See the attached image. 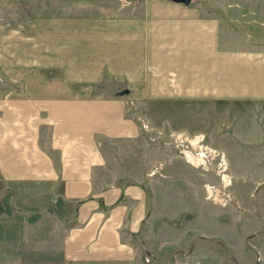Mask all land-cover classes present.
Listing matches in <instances>:
<instances>
[{"label": "rangeland", "instance_id": "374dc122", "mask_svg": "<svg viewBox=\"0 0 264 264\" xmlns=\"http://www.w3.org/2000/svg\"><path fill=\"white\" fill-rule=\"evenodd\" d=\"M197 1L206 12L218 9L211 0ZM247 1L244 11L218 17L237 30V45L246 37L264 46V0ZM138 2L0 0V99L19 92L18 78L69 77L67 65H38V51L57 36L66 41L65 31L99 29L94 25L120 13L137 18ZM101 68L98 79L75 88L118 100L125 121L136 125L133 138H101L108 182L143 191L140 202L126 204L141 210L125 232L136 259L65 260L61 241L74 223V205L27 194L30 203L13 198L0 216V264H264V100H150L131 78L117 79L108 65ZM124 89L128 94L120 96Z\"/></svg>", "mask_w": 264, "mask_h": 264}, {"label": "crops", "instance_id": "0c3cea01", "mask_svg": "<svg viewBox=\"0 0 264 264\" xmlns=\"http://www.w3.org/2000/svg\"><path fill=\"white\" fill-rule=\"evenodd\" d=\"M211 2L218 7L215 14L204 11L201 1L139 0L137 18L120 13L94 25L99 29L65 31L66 41L57 36L38 51L43 53L38 65H67L70 76L16 78L19 92L0 99V216L10 211L13 198L29 202L27 194L36 200L51 196L74 205V223L61 241L65 260L136 259L125 232L137 224L141 210L126 204L140 202L143 191L108 182L101 142L133 138L136 125L125 121L118 100L75 87L95 81L108 65L117 79L131 78L133 86L144 87L139 92L150 100H264V46L246 37L237 45V30L224 27L218 17L251 4ZM250 9L248 15L254 14Z\"/></svg>", "mask_w": 264, "mask_h": 264}, {"label": "water", "instance_id": "95a60500", "mask_svg": "<svg viewBox=\"0 0 264 264\" xmlns=\"http://www.w3.org/2000/svg\"><path fill=\"white\" fill-rule=\"evenodd\" d=\"M168 1H172V2H175V3H180V4H184V5H188L191 2V0H168ZM125 94H128V90L127 89H124V90L119 92L120 96L125 95Z\"/></svg>", "mask_w": 264, "mask_h": 264}, {"label": "bare ground", "instance_id": "6f19581e", "mask_svg": "<svg viewBox=\"0 0 264 264\" xmlns=\"http://www.w3.org/2000/svg\"><path fill=\"white\" fill-rule=\"evenodd\" d=\"M186 156H187V158H188L189 160L191 159V156H190V155H186ZM222 165L224 166V163H222ZM224 178H225V177H224ZM225 179H226V178H225ZM210 189H211V188L208 187V191H209V192H210Z\"/></svg>", "mask_w": 264, "mask_h": 264}]
</instances>
